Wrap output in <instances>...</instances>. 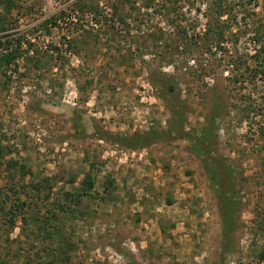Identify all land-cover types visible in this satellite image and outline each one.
Segmentation results:
<instances>
[{"label": "rangeland", "instance_id": "rangeland-1", "mask_svg": "<svg viewBox=\"0 0 264 264\" xmlns=\"http://www.w3.org/2000/svg\"><path fill=\"white\" fill-rule=\"evenodd\" d=\"M0 264H264V0H0Z\"/></svg>", "mask_w": 264, "mask_h": 264}]
</instances>
